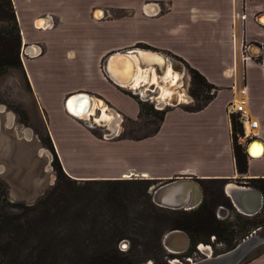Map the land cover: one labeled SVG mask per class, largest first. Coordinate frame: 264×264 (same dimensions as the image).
Here are the masks:
<instances>
[{"label": "crops", "instance_id": "crops-1", "mask_svg": "<svg viewBox=\"0 0 264 264\" xmlns=\"http://www.w3.org/2000/svg\"><path fill=\"white\" fill-rule=\"evenodd\" d=\"M12 4L22 47L38 49L34 55L23 53L20 72L47 119V132L70 177L117 180L128 174L161 185L181 179L200 186L199 206L207 182L224 180L222 195L230 203L237 188L259 189L237 182L264 178V153L258 158L248 155L247 173L238 172L227 106L236 99L245 102L249 117L259 122L253 133L264 144V25L257 20L264 13V0H12ZM39 18L48 24L45 29L36 27ZM246 45L250 51L253 46L262 48L244 60ZM131 48L161 53L180 61L186 70L188 66L198 70L215 86L212 98L200 110L172 106L147 136L116 139L122 133L120 116L137 118L146 89L117 83L104 65L110 54ZM125 64L115 60V73H122ZM57 67H70L71 79H59ZM76 76L84 80L76 81ZM190 80L188 72L186 81ZM146 84L155 90L154 83ZM76 93L104 102L106 112L115 114L118 131L101 129L100 138L91 117L98 109L90 113L91 123L68 111L66 101ZM52 118L58 121L53 124ZM251 148L259 147L253 143ZM63 151L68 153L67 164ZM79 158L85 161L84 170L74 163ZM253 163H261L263 170L253 172ZM179 190L189 201L197 194L193 187ZM241 264H264V247Z\"/></svg>", "mask_w": 264, "mask_h": 264}, {"label": "rangeland", "instance_id": "rangeland-1", "mask_svg": "<svg viewBox=\"0 0 264 264\" xmlns=\"http://www.w3.org/2000/svg\"><path fill=\"white\" fill-rule=\"evenodd\" d=\"M12 25L8 15H0V29L12 30ZM35 47L34 52L21 47L20 58L22 59V50L26 56L36 54L38 49ZM71 70L70 67H57L54 71L61 72L58 74L59 79L70 80ZM173 71L181 78V82L173 86L174 91L181 92L186 97L180 106L193 109L211 96L213 89L208 87L199 91L197 96L193 95L195 87L191 80L186 81V74L190 73L188 68L183 73L177 69ZM48 72L51 79V66ZM75 80L83 81L84 78L76 76ZM159 82L161 88L167 84L162 80ZM149 93H145L146 98H142L144 100L139 99L140 111L137 118L120 116L118 124L119 127L120 124L122 126V133L116 139L147 136L158 127L163 112L172 106H158L154 100L157 92L150 96ZM31 94L28 81L19 68H8L0 76V104L5 106L0 132V166H3L0 180L5 185L9 202L4 207L16 215L10 226L20 223L28 232L39 233V243L34 245L30 241L25 242L18 257L11 258L10 250L5 255L0 248V264H170L169 260L173 258L180 259L181 262L176 264H189L186 260L188 257H192L195 263L210 255L202 248L203 244L205 248L212 247L215 257L233 250L255 228L257 232L254 235L261 241L237 264L263 249L264 223L258 227L253 226L264 219V208L256 216H246L222 195L224 182H207L203 200L212 206L217 220L230 224V235H225V238L232 239V246L224 242L220 244L219 237L212 241L211 234L191 238L186 232L190 240L187 249L179 254L171 253L164 246L163 237L174 229L172 222L200 206L195 209H171L159 205L153 199L154 190L161 186L158 181L135 180L132 177L92 181L73 179L65 171L57 151L55 148L53 151L49 143L47 119ZM6 113L13 115L11 127L6 124ZM107 113L109 116L114 115H111L114 119V113ZM98 116L97 110L92 119ZM83 119L91 123L90 117ZM55 121L58 119L52 118L53 124ZM81 121L86 124V121ZM92 126L94 133L100 138L103 133L101 129L111 131V126L106 121ZM25 130L30 131V138L25 136ZM40 150L49 151L51 155L40 154ZM104 151L109 154L116 152L115 149ZM62 154L67 164L68 153L63 151ZM74 163L77 168L85 169L83 159L79 158ZM251 166L253 172L263 170L261 163H253ZM220 206L231 210V213L228 210L226 214L218 213ZM157 230L161 231L160 238L155 233ZM120 240L121 243L126 241L127 245L123 247L120 244L119 247ZM129 244L130 249L126 250ZM120 248L126 251L121 252Z\"/></svg>", "mask_w": 264, "mask_h": 264}, {"label": "trees", "instance_id": "trees-1", "mask_svg": "<svg viewBox=\"0 0 264 264\" xmlns=\"http://www.w3.org/2000/svg\"><path fill=\"white\" fill-rule=\"evenodd\" d=\"M1 14L9 16V21L13 23L12 25L13 29L12 30H7L6 28L0 29V76L8 68H19V69L23 68L22 60L20 58L22 40H21L19 26L15 17L12 0H0V15ZM188 68L191 74L192 86L195 87L193 89V93H194L193 95L197 96L199 94V91H202L204 87H208L212 89L215 88V86L209 83L207 79L198 70L189 66ZM211 98L212 96H209L208 100L205 103H203L198 107L193 108L192 110H200L203 106L207 104V102ZM166 111L167 110L163 112L161 121L163 120ZM231 123H232V135H233V150H234L237 170L240 174H244L247 173V169H248V154L245 147L238 144V137L243 134V128L236 114L231 115ZM49 143L54 151V147L50 137H49ZM58 167L59 169L61 168L60 165ZM147 181H153V180H147ZM219 182L223 183L225 181L221 180ZM250 182L251 185L261 189V191L264 193V178L250 179ZM208 192H210V190H208ZM7 202L8 201L6 197L5 185L2 182V180H0V248L3 254L5 255H7L6 252L10 250L11 252L9 253V255H11L12 258V256L13 257L20 256L22 251L21 249L25 242L30 241L31 243H34V245L35 244L37 245L39 243V233L34 232L32 234L31 232H28V230H26L23 227V225L20 223H15V225L10 226V224H12V222L15 221L16 215L11 213L10 211L5 210L4 206H6L9 203ZM159 220L162 219L160 218ZM262 223H264V219H262L258 224H256L253 227H258L260 226V224L262 225ZM229 226L230 224H227L225 222L216 219L215 211L212 209V206L209 205L208 201L205 202L204 200L198 209H196L191 213L183 214L177 217L176 219H174V221L172 222V228L184 230L185 232L188 233V235L191 238L198 235L200 236V235L211 234V235H215L216 237H219V240L221 242L227 243L229 244V246H232V239L227 240L225 238V235L227 234L230 235V233L228 232ZM155 233L157 235V238L161 237L160 230H157ZM122 240H120L119 247ZM235 240L236 238L234 239V241ZM128 249H130V244L128 245V248L126 250ZM120 251L125 252L121 248ZM250 257H248L247 259H249Z\"/></svg>", "mask_w": 264, "mask_h": 264}, {"label": "bare ground", "instance_id": "bare-ground-1", "mask_svg": "<svg viewBox=\"0 0 264 264\" xmlns=\"http://www.w3.org/2000/svg\"><path fill=\"white\" fill-rule=\"evenodd\" d=\"M37 25L39 27H47L48 24L45 21H41V22H38ZM139 50H142V49H139ZM142 51H145V53L149 52L146 50H142ZM149 53L150 54L148 56L145 55V59L148 58L149 61H147L146 62L147 64L145 63L143 66H142V62H140V60L137 58L136 54H130L128 56H119V55L115 56L109 62V66H108L109 76L112 77L115 81H117V83H120L124 86L134 85V86H139V88H142V89L146 88V93H148L147 91L150 89V88H148L149 86H147L148 84H146V82L151 81L152 83L155 84V85L153 84L154 85L153 87H155L157 94H155L154 100L156 101L158 106L164 107L168 104H171L172 102H176V103L180 104L181 102L184 101V99H186L185 94H181V92L174 91V87H173L174 85L181 82V78H180L179 74L174 73V71L171 67V64L169 63V60L167 57L162 56V55H161L162 57H159V55H157V53H153L152 51H150ZM115 60L124 61L126 63L125 64V70H123L122 73H115V71L113 69V63ZM154 63H159V65H160V63H162L165 65L162 75L160 74V72L159 73L156 72V67H153V65H151ZM160 68H163V67H160ZM176 69L178 71L183 70V72H184L185 66L183 68L182 65L179 64V65H177ZM183 72H181V73H183ZM159 80L165 81L167 83L163 86L164 88H161L159 86L160 85ZM142 83H145V84H142ZM148 95L150 96L153 94L149 93ZM82 98L75 97L74 99H71V98H70V100L68 99V102L66 103V107H67L68 111H70L71 113L72 112L75 113L76 117L87 118L90 116L91 112H95V109H98V111L100 113H99V116L97 118L100 119V122L106 121L109 126L114 128V131L115 130L118 131L119 128L116 125V120H113V118H112V116H114V115L111 114L112 115V116L110 115L111 117L108 115V113L105 110L106 105L104 102L99 101V100L97 101L92 96H88V95H85ZM93 101H97L96 102L97 104L96 103L94 104ZM236 101L240 102V100H238V99H236ZM92 116L93 115H91V117ZM92 121H93V123L98 124V122L95 121V119H92ZM254 152L257 156H261L264 153V146L261 145L259 148H256V150ZM124 177L127 179H130L132 176L127 174ZM196 186H198V185H196ZM167 192H166V196L164 198H165L167 203L173 204L174 203V198H173L174 191L169 190V192L168 193ZM161 194H159V195H161ZM159 195H157L156 200L159 202L158 203L159 205L160 204L163 205V203H160L161 198L159 197ZM198 198H199V196H198ZM180 205H182L183 208L189 209L190 201L186 200L185 202L180 203ZM175 239L179 243V242H181L182 237L176 236L174 238V240ZM258 241H259L258 237L253 235L243 245H241L238 249L233 251L231 253V255L217 259L214 262L219 263V264H221V263L233 264L232 262H235L245 252V250L248 247H250L252 244H255ZM202 248L206 252L210 253V255L207 256V257H210L211 256V250H209V248L203 247V245H202ZM167 249L173 254H179V253L183 252V251H178L175 249H170L168 247H167ZM212 257H213V255H212ZM203 260H205V259H203ZM187 261L191 262L192 258L187 259ZM206 262L208 263V261H206ZM206 262H204V264H207ZM177 263H179V262H177ZM191 263H194V261ZM201 264H203V263H201Z\"/></svg>", "mask_w": 264, "mask_h": 264}, {"label": "water", "instance_id": "water-1", "mask_svg": "<svg viewBox=\"0 0 264 264\" xmlns=\"http://www.w3.org/2000/svg\"><path fill=\"white\" fill-rule=\"evenodd\" d=\"M42 19H44V18H39L37 21H40V20L42 21ZM257 20H258L259 23L264 25V13L258 15ZM261 48H262L261 46H258V47L257 46H253L254 51H259L260 52ZM139 49H141V48H131V49L122 50L119 53L110 54L107 57L105 65H104L105 72L109 75V72H108L109 62L112 60V58H114L117 55H119V56H128L130 54H136L137 58L140 60V62H142V66H143L147 61H149L148 58L145 59V55L148 56L150 54L149 53L150 50H146V51H149V52L145 53V51H142V50H145V49H142V50H139ZM153 53H157V52H153ZM157 55H159V57L165 56V55H162L161 53H157ZM165 57L168 58L172 69L177 68V65H179V64L182 65V67L184 68L183 64L180 61H178L176 59H173L171 57H168V56H165ZM151 65H153V67H156V72H158V73L160 72L161 75L163 74V69L165 67L164 64L160 63V65H159V63H154V64H151ZM160 67H163V68H160ZM180 71L183 72V70H180ZM153 89H155V87H153ZM148 91H150V93H154V92H156V89H155V91H151V90H148ZM85 95L90 96L88 93H76V94H74L71 97V99H74L75 97L82 98ZM94 99H96V98H94ZM168 105L169 106H176V105H179V104L176 103V102H172L171 104H168ZM3 113H5V106L3 104H0V132H1V129H2V126H3L2 125V114ZM73 114L76 115L75 113H73ZM5 116H6V124H7V126L11 127L12 124H13V115L11 113H6ZM25 136L27 138H30L31 137L30 131L25 130ZM254 142H256L258 144V147H260L261 145L264 146L263 141L260 138H256ZM252 151L253 150L251 148V145H248V147H247L248 155L251 156V157H259V156H257L255 154L254 151L253 152ZM39 153L40 154L47 153L48 155H51L49 151H44V150H40ZM2 170H3V166H0V171H2ZM177 180H179V181H170L168 183L162 184L160 187L155 189L154 190V195H153L154 201L159 203L156 200V198H157V195L162 193L161 195H159V197L161 198V202L160 203H163L162 206L167 207V208H171V209L183 208V206L180 205V203L185 202L187 200V196L188 195L185 194V192L179 190V188L187 189L188 187H193V188L197 189V191H196L197 194H196V198L192 199L190 201L189 209L197 208L199 206L201 200H202L200 186H196V184H191L189 181H180L181 179H177ZM169 190H173L174 191V193H173L174 203L173 204L172 203L171 204L167 203L165 198H164L166 196V192L167 191L169 192ZM198 196H199L200 199L198 198ZM231 201H232V204L237 209L242 211L244 214L251 216V215L256 214L261 209L262 204H263V194H262V192L259 189H256V188H248V189L237 188L236 191L231 192ZM256 232H257V228L249 236H246V238H244L242 240V242L239 243L233 250H230V251L225 252V253H221V254H219L218 256H215V257H212V255H211L210 257L205 258V260L202 259L200 261H195V263H190V264H201V263L204 264V262H206V261H208V263L206 262L207 264H219V263H216L214 261L217 260V259H220V258H223V257L231 255V253L233 251H235L241 245H243ZM176 236H181L182 239H181V242L175 244L174 242H171V239L175 238ZM260 241L261 240H259L255 244H252L250 247H248L245 250V252L235 262H232V263L233 264H237L252 248H254L257 245V243H260ZM125 242L126 241L122 242V246L123 247H125L127 245ZM189 243H190V240H189V237H188L187 233L184 232L183 230H180V229L170 230L163 237V244L166 247V249L168 247L170 249H175V250L184 252L187 249V247L189 246ZM221 264H223V263H221ZM229 264H231V263H229Z\"/></svg>", "mask_w": 264, "mask_h": 264}, {"label": "built area", "instance_id": "built-area-1", "mask_svg": "<svg viewBox=\"0 0 264 264\" xmlns=\"http://www.w3.org/2000/svg\"><path fill=\"white\" fill-rule=\"evenodd\" d=\"M36 27L38 28V26L36 25ZM42 27H40L39 29H41ZM258 47V46H257ZM250 46H244L242 49H243V59L245 60L247 57H251L250 53H252L253 55H256L253 53L254 49H252L250 51ZM253 48V47H252ZM22 56H23V52H22ZM71 98V97H70ZM69 98V99H70ZM227 110L229 112V114H236L237 115V118L239 120V122L241 123L242 125V128H243V134L240 135L238 137V144L242 145L245 147L246 151H247V147L248 145H251L253 143H256L254 142L256 138V135L255 133H253L252 131L256 128L259 127V122L257 120H253L251 119V117H249V114L248 112L246 111L245 109V102L244 101H240V102H235V101H232L231 103L228 104L227 106ZM257 144V143H256ZM261 157V156H259ZM254 158H258V157H254ZM263 204H264V197H263ZM263 204H262V207H263ZM235 207V206H234ZM261 207V208H262ZM225 208L224 206H220L218 208V213L220 212L221 209ZM236 208V207H235ZM237 209V208H236ZM240 213L244 214L242 211H240L239 209H237ZM261 210V209H260ZM260 210L256 213L258 214L260 212ZM254 214V215H256ZM246 215V214H245ZM249 216V215H248ZM253 216V215H251ZM212 240L214 241L215 240V236L213 235V238ZM220 244H222V242H220ZM191 259L192 257H188L187 259ZM186 259V260H187ZM170 264H176V262H181L180 259L178 258H173L171 260H169ZM191 263V262H190ZM148 264V263H147ZM153 264V263H151ZM183 264V263H181Z\"/></svg>", "mask_w": 264, "mask_h": 264}, {"label": "flooded vegetation", "instance_id": "flooded-vegetation-1", "mask_svg": "<svg viewBox=\"0 0 264 264\" xmlns=\"http://www.w3.org/2000/svg\"><path fill=\"white\" fill-rule=\"evenodd\" d=\"M22 49H24V47L22 48ZM22 52L23 53H25L24 52V50H22ZM239 184H251V182H250V180L249 181H241V180H239V181H237ZM160 187V186H159ZM215 239H216V236H215ZM213 241V240H212ZM215 241V240H214ZM204 245V244H203ZM210 247H211V245H210ZM208 248V247H207ZM209 250H211V255H213V249H212V247L211 248H209ZM191 262H193V261H191ZM190 264V263H189Z\"/></svg>", "mask_w": 264, "mask_h": 264}]
</instances>
